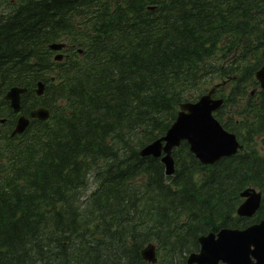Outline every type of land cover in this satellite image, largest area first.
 Here are the masks:
<instances>
[{"label": "trees", "instance_id": "obj_1", "mask_svg": "<svg viewBox=\"0 0 264 264\" xmlns=\"http://www.w3.org/2000/svg\"><path fill=\"white\" fill-rule=\"evenodd\" d=\"M19 4L0 13V113L12 116L8 86L39 78L32 82L27 69L49 58L50 41L67 39L84 53L57 72L61 85L23 99L25 112L34 103L49 107L51 121L16 139L0 128V264H143L141 246L152 239L169 244L175 258L197 248L199 234L245 226L234 216L239 192L264 191V93L247 98L241 119L230 117L227 129L246 144L237 156L205 167L183 142L168 183L160 160L138 150L211 80L237 75L234 90L243 92V83L255 84L264 0ZM237 46L240 62L217 64ZM90 176L97 187L87 195Z\"/></svg>", "mask_w": 264, "mask_h": 264}, {"label": "water", "instance_id": "obj_2", "mask_svg": "<svg viewBox=\"0 0 264 264\" xmlns=\"http://www.w3.org/2000/svg\"><path fill=\"white\" fill-rule=\"evenodd\" d=\"M258 77L264 87V66L258 73ZM12 99L17 110V99L15 97ZM217 105L209 97H204L200 103L193 106L182 105L183 110L186 109L188 112L182 111L171 128L167 130L166 136L149 144L140 153L159 156L164 150L167 155L162 157L163 161L167 172L172 173L173 161L169 154L172 147L178 145L183 139L188 140L192 152L204 163L235 152L238 146L235 135L224 131L211 116V112L217 108ZM39 116H44V113L41 112ZM161 140L166 141L164 146ZM244 194L249 197L238 209V213L252 215L259 205V194L252 191H246ZM200 241L199 255L191 254L189 262L219 264L224 261L228 264H264V220L245 231L223 229L216 236L210 234L200 237ZM146 252L145 256L153 260V252L151 250Z\"/></svg>", "mask_w": 264, "mask_h": 264}]
</instances>
